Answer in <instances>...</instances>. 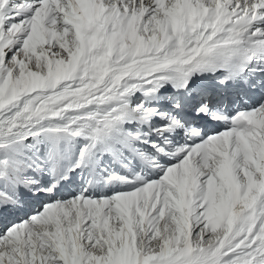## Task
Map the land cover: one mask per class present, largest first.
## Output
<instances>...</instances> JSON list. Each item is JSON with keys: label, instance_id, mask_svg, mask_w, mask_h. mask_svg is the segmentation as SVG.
Here are the masks:
<instances>
[{"label": "snow or ice", "instance_id": "snow-or-ice-1", "mask_svg": "<svg viewBox=\"0 0 264 264\" xmlns=\"http://www.w3.org/2000/svg\"><path fill=\"white\" fill-rule=\"evenodd\" d=\"M0 264H264V0H0Z\"/></svg>", "mask_w": 264, "mask_h": 264}]
</instances>
